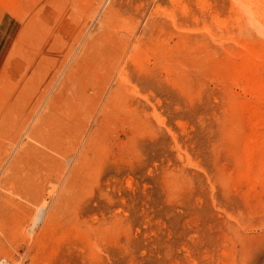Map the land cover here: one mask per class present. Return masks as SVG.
<instances>
[{
  "label": "rangeland",
  "instance_id": "374dc122",
  "mask_svg": "<svg viewBox=\"0 0 264 264\" xmlns=\"http://www.w3.org/2000/svg\"><path fill=\"white\" fill-rule=\"evenodd\" d=\"M149 1L0 0V263L264 264V0Z\"/></svg>",
  "mask_w": 264,
  "mask_h": 264
},
{
  "label": "bare ground",
  "instance_id": "6f19581e",
  "mask_svg": "<svg viewBox=\"0 0 264 264\" xmlns=\"http://www.w3.org/2000/svg\"><path fill=\"white\" fill-rule=\"evenodd\" d=\"M141 1H144V2H148L147 4H149L151 1H149V0H141ZM153 1H155V2H159V0H153ZM146 5V4H145ZM34 106H37V104L36 105H34ZM7 107V106H6ZM40 107V106H39ZM35 108V107H34ZM33 109V108H32ZM40 109V108H39ZM37 110V109H36ZM38 112V111H37ZM36 112V113H37ZM39 113V112H38ZM40 114V113H39ZM40 117V116H39ZM45 117V116H44ZM43 120V119H42ZM45 120H46V118H45ZM27 121V120H26ZM33 122L35 123V121L33 120ZM44 122V121H43ZM46 123V122H45ZM54 123V122H53ZM36 124V123H35ZM34 124V125H35ZM39 125H41V124H39ZM39 125H37V126H39ZM43 125V124H42ZM37 126H36V128H37ZM34 127V126H33ZM32 127V128H33ZM42 127V126H41ZM66 127V126H65ZM35 128V127H34ZM33 128V129H34ZM38 129V128H37ZM32 130V129H31ZM30 131V130H29ZM36 131H38V130H36ZM33 132H34V130H33ZM31 136V134L29 135V137ZM34 136V135H33ZM35 136H38V133H36L35 134ZM28 137V136H27ZM34 138V137H33ZM32 138V139H33ZM36 138V137H35ZM40 138V137H39ZM35 140V139H34ZM33 140V141H34ZM38 140V139H37ZM40 140V139H39ZM30 148V147H29ZM17 149V148H16ZM32 149V150H31ZM31 151H33V147H31ZM24 151H25V149H23ZM23 150H22V153H23ZM29 150V149H28ZM27 150V151H28ZM36 152H38V151H36ZM24 153H26V152H24ZM23 153V154H24ZM27 154H28V152H27ZM31 154V153H30ZM38 154H40V153H38ZM43 154V153H42ZM33 155H35V154H33ZM33 155H31L33 158L32 159H34L35 158V156H33ZM45 155V154H44ZM18 156V158H19V155H17ZM21 156H23V155H21ZM20 156V157H21ZM25 156V155H24ZM23 156V157H24ZM29 156V155H28ZM30 156V157H31ZM46 156V155H45ZM45 156H44V158H45ZM22 157V158H23ZM38 157H40L41 159L43 158L42 156H38ZM17 158V157H16ZM28 158V157H27ZM39 158V159H40ZM43 158V159H44ZM47 158V157H46ZM45 158V160H47ZM21 159V158H20ZM20 159H18L19 161H20ZM31 159V158H30ZM38 159V158H37ZM38 159V160H39ZM15 160V159H14ZM17 160V159H16ZM15 160V161H16ZM18 160H17V162H18ZM25 160V159H24ZM17 162H15V164L17 163ZM38 162H41V160L40 161H38ZM45 162V161H44ZM47 162H48V160H47ZM46 162V163H47ZM43 163V162H42ZM14 164V165H15ZM44 164V163H43ZM39 165H41V163L39 164ZM49 166V168L51 167L50 165H47V167ZM35 167H37V166H35ZM39 167V166H38ZM14 168V167H13ZM44 169V168H43ZM46 169V168H45ZM52 169V168H51ZM33 170H34V167H33ZM36 170H37V168H36ZM35 170V171H36ZM47 170V169H46ZM49 170V169H48ZM38 171V170H37ZM42 171V170H41ZM43 172V171H42ZM50 172V171H49ZM31 173H33V172H31ZM37 174V173H36ZM31 175H33V174H31ZM45 175V174H44ZM15 177H16V175H14ZM25 176H27V175H25ZM25 176H23L22 175V177H20V178H23V179H20L19 178V176H17L19 179H17V180H19L18 182H17V185H18V189H20V191H22L23 192V194L26 196V198H28V199H36V201H43L44 203H45V199H44V195H43V193H44V191L46 190V186L47 185H45V184H43V179H45V178H43L42 179V177H43V175H42V177L41 176H29V177H25ZM14 177V178H15ZM25 177V178H24ZM10 177H8V179H9ZM7 179V180H8ZM12 179V175H11V178L9 179V181ZM15 179V180H16ZM16 180V181H17ZM16 181H13V179H12V182H14V183H16ZM11 182V181H10ZM50 186V185H49ZM14 187H16V186H14ZM13 187V188H14ZM53 187V186H52ZM12 188V187H11ZM17 188V187H16ZM48 188V187H47ZM11 191H12V189H11ZM14 191H15V189H14ZM19 191V190H18ZM20 191L19 192H17L16 194H18V193H20ZM48 191H51V190H48ZM16 192V191H15ZM15 194V193H14ZM51 195H52V192L50 193ZM19 195V194H18ZM20 196V195H19ZM24 196V197H25ZM46 197V196H45ZM50 201V200H49ZM61 207V206H60ZM58 208V207H57ZM62 208V207H61ZM62 211V210H61ZM43 212H44V205L38 210V213L36 214V216H35V218H34V220H33V223L35 224V223H37L38 221H41L42 220V214H43ZM49 218V217H48ZM50 219V218H49ZM47 223V222H46ZM34 224H32V225H34ZM32 229V227H30V231H32L31 230ZM0 264H4L3 262L2 263H0Z\"/></svg>",
  "mask_w": 264,
  "mask_h": 264
}]
</instances>
